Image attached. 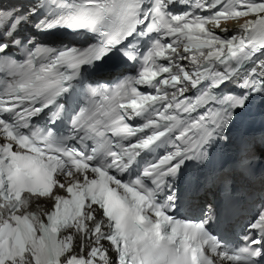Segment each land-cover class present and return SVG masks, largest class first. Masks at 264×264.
Returning <instances> with one entry per match:
<instances>
[{"label": "snow or ice", "instance_id": "6c2138e0", "mask_svg": "<svg viewBox=\"0 0 264 264\" xmlns=\"http://www.w3.org/2000/svg\"><path fill=\"white\" fill-rule=\"evenodd\" d=\"M177 5L184 10L173 11ZM241 20L235 32L222 27ZM27 25L36 33L84 30L98 42L50 47ZM114 51L140 63L138 74L114 89L86 82L83 66ZM0 73L12 77L0 90V264H114L111 252L115 264H264V206L238 242L210 231L211 204L195 221L172 214L182 169L206 166L217 145L230 144L229 126L264 97V0L0 3ZM135 117L144 122L130 125ZM161 148L141 167L142 153ZM258 149L264 128L240 137L231 166L221 164L203 186L231 195L237 176L255 172ZM34 198L52 205L30 211Z\"/></svg>", "mask_w": 264, "mask_h": 264}, {"label": "bare ground", "instance_id": "6f19581e", "mask_svg": "<svg viewBox=\"0 0 264 264\" xmlns=\"http://www.w3.org/2000/svg\"><path fill=\"white\" fill-rule=\"evenodd\" d=\"M240 23L229 22V23H222V27H226L230 30V32H235L239 29Z\"/></svg>", "mask_w": 264, "mask_h": 264}]
</instances>
